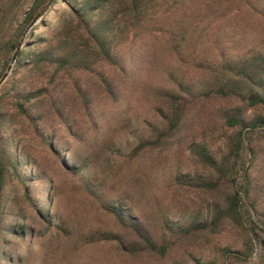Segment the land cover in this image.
<instances>
[{"label":"trees","instance_id":"trees-1","mask_svg":"<svg viewBox=\"0 0 264 264\" xmlns=\"http://www.w3.org/2000/svg\"><path fill=\"white\" fill-rule=\"evenodd\" d=\"M47 1L0 0V78L23 30ZM251 1L237 0L234 7L256 9ZM58 3L66 8L55 27L24 46L0 87V264H17L18 249L27 253L38 235L62 231L52 205L49 171L55 170L113 223L110 230L84 235L88 244L112 243L122 255L153 257L161 264H264V184L258 178L264 165V40L232 54L216 46L214 56L198 59L201 39L222 20L220 4L214 9L211 0H55L53 5ZM259 5L264 19V2ZM223 11L233 13L229 7ZM144 35L166 38L174 57L203 79L189 84L180 78L174 88L161 90L156 122L146 123L124 146L106 144L109 172L94 176L93 166L73 149L83 138L70 121L72 110L83 113L95 137L92 86L118 102L119 84L103 70L126 78L123 48ZM211 103H224L216 113L220 147L213 150L205 139L189 142L185 152L195 169L176 168L164 179L169 189L205 196V206L180 221L156 213L152 225L134 214L127 198L108 191L113 180L127 177L120 176L119 165L164 151ZM21 127L44 151L49 168L39 163L32 144L19 138ZM227 228L232 244L215 243L200 258L189 251L193 242L213 241Z\"/></svg>","mask_w":264,"mask_h":264},{"label":"rangeland","instance_id":"rangeland-1","mask_svg":"<svg viewBox=\"0 0 264 264\" xmlns=\"http://www.w3.org/2000/svg\"><path fill=\"white\" fill-rule=\"evenodd\" d=\"M236 1L211 0L214 9L219 8L217 16L222 20L212 24L211 30L201 39L198 59L214 56L216 46L224 47L232 54L245 45L264 40V19H261L256 11L264 0L251 1L256 9L240 6V10L234 7ZM228 7L233 9V13L223 11ZM65 8L62 3L52 5L40 22L42 25L38 23L31 29L24 46L35 44L37 38L49 35L59 14L63 13ZM123 59L126 78H121L107 67L103 70L106 75H112L119 84L118 102L107 100L92 86L98 130L95 137L83 113L75 108L70 116L74 128L83 138L82 143L74 145L73 149L80 159L93 166L91 174L94 176L109 172V167L104 163L106 144L115 145L117 148L124 146L145 128L146 123L156 122L155 108L159 105L156 95L161 90L174 88L176 80L180 78L189 84H199L203 79L202 73L190 65L180 63L171 53L166 38L160 36L144 35L126 44L123 48ZM221 105L224 106V103L209 104L182 137L172 140L171 145L161 153H148L137 163L119 165L120 176L127 174V177L113 180L108 191L116 197L127 198L134 214L151 221L152 225L156 223L153 220L156 213L163 212L173 221H180L190 211L204 207L205 196H197L181 189H169L164 179L176 168L183 172L195 169L185 152L189 142L205 139L213 150L220 147L221 128L216 113ZM49 122L54 129L59 128L54 118L50 117ZM18 136L25 143L32 144V152L46 168L47 156L31 139L28 131L21 127ZM49 173L53 178L52 205L60 218L62 231L38 235L27 253L18 249L17 253L21 255V259L17 264H161L153 257L130 258L122 255L112 243H86L83 240L84 235L110 230L113 228L112 221L101 212L91 209L88 197L68 176L57 170ZM258 178L260 184H264V165L258 173ZM233 241L232 233L227 228L213 241L200 239L193 242L189 251L197 258L205 257L215 243L229 245Z\"/></svg>","mask_w":264,"mask_h":264},{"label":"water","instance_id":"water-1","mask_svg":"<svg viewBox=\"0 0 264 264\" xmlns=\"http://www.w3.org/2000/svg\"><path fill=\"white\" fill-rule=\"evenodd\" d=\"M55 0H48L46 2V4L41 8V10L32 18V20L28 23V25L25 27V29L23 30L20 39L17 43V45L15 46L10 59L8 61V64L4 70L3 75L0 78V87L4 84V82L8 79V77L10 76L13 67L16 63L17 57L20 53V51L22 50L24 44H25V39L27 37V35L29 34V32L31 31V29L36 26L38 23L42 22L44 16L47 15V13L49 12L51 6L53 5Z\"/></svg>","mask_w":264,"mask_h":264}]
</instances>
